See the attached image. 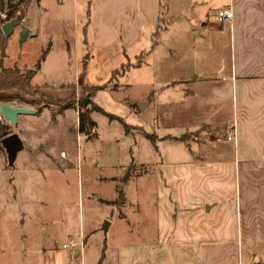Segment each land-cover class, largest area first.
Here are the masks:
<instances>
[{
    "label": "crops",
    "instance_id": "crops-1",
    "mask_svg": "<svg viewBox=\"0 0 264 264\" xmlns=\"http://www.w3.org/2000/svg\"><path fill=\"white\" fill-rule=\"evenodd\" d=\"M40 1L29 0L24 22L18 23L17 30L7 37L3 66L22 72L33 69L40 60L37 56L27 69L31 42L47 30L45 23L41 24L45 13L39 9ZM79 1L82 42L87 44L85 40L90 36L95 51L110 45L121 47V55L127 59L118 69L109 67L115 82L113 89L117 78L129 73V68L141 67L160 72L153 78H162L158 80L161 92L186 87L177 114H173L181 132L162 136V141L171 139L182 146L160 157V168L154 171L151 217H145L141 208L144 196L140 194L139 202L129 204L124 188L131 176L122 180L128 166L132 169L145 165L138 166L131 160L121 175L98 174L107 166L93 161L86 164L77 144L73 149L72 135L76 136L78 123L74 108L57 112L49 103L40 104L32 115H17L12 126L5 120L10 132L19 135L22 149L9 166L2 163L5 151L0 146V194L19 213L22 238H31L28 246L38 256V264H97L101 254L99 264H264V0ZM228 7L232 19L220 27L211 14ZM21 28L31 31L20 47L26 43L28 46L24 52L11 55L10 45L16 44ZM164 38L172 39V44L166 54L161 53L162 58L153 53L155 58L150 43ZM63 42L67 72H73V78L55 86L49 85L47 79L31 81L39 94L55 101L68 99L76 89L93 86L85 82L84 73L76 71L78 46L71 49L70 43L65 39ZM47 52L33 77L43 70ZM107 56L108 64L121 60L117 52ZM125 66V71L120 70ZM151 96L152 92L144 100L151 101ZM92 97L90 101L97 107ZM144 106L138 105L140 109ZM98 109L88 113L95 130L92 113L108 114ZM44 110L54 121L39 124ZM119 120L122 128L127 126L123 119ZM230 126L235 131L232 142L221 138ZM127 129H123L124 134L134 131L129 126ZM55 134H60L63 141L57 152L51 144ZM97 135L96 130L92 137L79 139V143L92 141ZM60 151L65 152L63 157ZM70 170H75L78 180L96 171L84 187L91 210L106 206L111 208L112 216L114 206L131 207L132 218L126 210L113 213L120 222V228L114 230L120 240L114 238L102 247L97 244V227L82 221L80 192L74 199L66 191ZM118 182L122 183L119 188ZM56 187L58 197L53 198ZM47 189L52 191L50 199L42 194ZM111 219L105 218L107 229ZM70 238L83 241L77 253L61 248ZM91 238L97 245H92L91 260L87 262Z\"/></svg>",
    "mask_w": 264,
    "mask_h": 264
},
{
    "label": "rangeland",
    "instance_id": "rangeland-1",
    "mask_svg": "<svg viewBox=\"0 0 264 264\" xmlns=\"http://www.w3.org/2000/svg\"><path fill=\"white\" fill-rule=\"evenodd\" d=\"M12 1V3H14L16 0ZM1 2L3 3V0H1ZM39 9H43L41 13L43 11L45 13V17L41 20V24L45 23L47 30L41 33V38L35 39L31 42L33 46L30 49L31 54L28 57H24V59H26V57L29 59L28 62H26L28 65L27 69L32 67L37 59L36 57L42 55L44 51H48V56L43 70L40 74L31 79L32 83L42 82L43 79H47L48 84L52 86L60 83V81L63 82V80L69 82L70 79L73 78V72L71 71V74L67 72V57L65 54L63 39L70 43L71 49H73V45L78 46L76 52L78 60L76 65L78 68H76V71L80 74H85L86 83L101 88L97 90L92 97V101L95 105L104 113L115 116L111 118L108 115L106 116L95 112L92 113L96 121L97 137L93 138L92 141L87 139L83 144L82 142L79 143V141L78 143L77 141L75 142V135H72L73 149H75L74 145L77 144V148L83 153L84 160L87 161L86 164L97 162V165L99 166H107V168H102V170L97 172L98 174L109 175L116 174L117 172L121 175L124 167L127 166L131 160H133L138 166L145 165L129 170V173L132 175L130 181L125 184L124 193L127 195L128 199L131 200L129 204H135L136 200L139 202V195L142 194L144 196L145 204H141V208L145 210V217H151L150 202H152L153 194L155 193L154 178L156 173H154V171L160 168V157H164L166 151L172 153L177 151L179 149L178 147L182 146L180 142L175 140L168 139L162 141V136L165 135V133L177 135L181 132L177 124L179 120L173 114H177L176 108L179 101L182 99L181 97L184 95L183 90L186 89V87L181 86L161 92L158 80H162V78H153L154 74L159 75L160 72L141 67L135 70L129 68V73L117 78V87L113 89V84L115 82L111 79L109 67L110 65H113L114 68L116 67L118 69L122 63L125 64L127 62V59L122 57L121 47L110 45L104 50L97 49L95 51L92 47L90 36L85 40L87 44L82 42L84 37L80 27V20L82 18L80 1L41 0ZM59 26L61 28L58 29ZM16 28L17 27H15L14 30H17ZM46 39L49 40L46 41ZM156 41L157 43H155ZM172 41V39L166 38L159 42L156 39L155 41H151L150 47H154L152 54L154 53L159 58H162L161 53L166 54V48L171 46ZM15 43L16 44L11 43L10 45L9 52L11 55H15V53L17 54V52L20 51L24 52L28 46L26 43L21 48V44H18V38ZM115 52L119 54L121 60H111L112 64H108L106 62L108 57L107 54ZM126 55H128L129 58L132 57L130 52H127ZM156 55H154L155 58L157 57ZM12 58L9 60L10 64L13 63ZM133 60L134 59L130 61L132 62ZM19 64H21L20 61ZM121 70L123 69L121 68ZM25 71V69L22 70V72ZM151 75L152 82L150 81ZM187 85L188 88H192L189 83ZM47 89L54 90L50 88ZM54 91H59V89L57 88ZM79 92L80 90L78 91V89H76L73 94V99H69L68 102L64 103L66 104L65 106H67L68 103L76 101L80 96ZM151 92L152 100H144ZM55 97L59 96L55 95ZM7 104L14 107L17 105V107L34 109L35 111L38 109V106H40L34 105L31 107L19 101L13 102V104ZM64 104H62V106H64ZM139 104L145 105L144 108L140 109V107H138ZM52 105H54V107H52V110L54 111L56 110L58 112L63 109L59 108L61 106L55 107V104ZM69 107L73 108V105ZM88 109H90V107ZM40 117L39 124L45 121L47 123L48 120L54 121L53 117L51 115L49 116L45 110ZM119 119H123L125 124L134 131L132 133L124 134L122 123ZM137 130H139L138 133L135 132ZM51 134H53V132ZM147 135L154 137L153 141H151ZM53 138L51 144L57 152L63 141L59 139L60 134L58 137L55 134ZM0 151L2 150L0 149ZM3 155L2 163L4 164L6 163V159L4 153ZM82 164L85 165L84 163ZM95 172L96 171H91L90 174L94 177ZM90 174H83V177H80L78 180L75 176V170H70L68 184L66 185L68 189H66V191L68 192V196L74 199H77L78 192H80L78 200L79 202L81 200L83 202L81 214L82 221H84L86 225L93 223L97 227L98 233L96 234V242L102 247L103 244H107L110 241L112 242V239L114 238L117 240H120L121 238V236L119 237L117 232L114 231L115 229L120 228V222H116L117 220L113 213L118 214V210H126L131 218L133 214L130 212L132 210L131 207L126 205H122V207L120 206L119 209L114 206L112 216L110 213L111 208L106 206H103V209L95 208L91 210L87 205L88 194L84 188L86 182L91 178ZM120 185H122V183L118 182L117 188H119ZM59 188L65 191L64 188L60 186ZM56 190L54 189L53 198L58 197L59 190L57 187ZM42 194L44 197L47 196V198L50 199L52 191L47 189ZM110 207H112V205ZM101 215H105V218L107 219L112 218L111 220L113 221L108 229L107 227L105 230L102 229V224L108 220L100 218ZM20 220L21 217L19 213H17L14 208H11L6 201H4V197L0 194V264H38V256H35L34 252H32L33 248L28 246L29 243L32 242L31 238L28 237V240L22 238L24 232L22 231V227H20ZM93 239L95 238H91V240L88 241L87 262L91 260L92 245L96 244Z\"/></svg>",
    "mask_w": 264,
    "mask_h": 264
},
{
    "label": "trees",
    "instance_id": "trees-1",
    "mask_svg": "<svg viewBox=\"0 0 264 264\" xmlns=\"http://www.w3.org/2000/svg\"><path fill=\"white\" fill-rule=\"evenodd\" d=\"M12 0L7 1L8 8L10 10L6 13L8 19H13L14 17H17L18 21L23 18L25 15L26 8L28 7L29 0H16L14 3H12ZM2 6V2L0 0V7ZM1 26V24H0ZM7 37H5L2 34V31L0 30V104L1 103H12L19 101L23 102L29 106L34 105H40V104H46V103H52L56 106H61L59 108H70L69 106H72L71 103H68L67 106H65L66 102L69 101V99H73V94L66 100L61 101H55L48 95H42L39 94L36 91L35 86L31 84V79L34 76V71L38 67V62L43 59L45 55V51L40 55V60L34 65L33 69L26 70L25 72L19 71L16 67H5L3 66V58L5 57V50L7 48ZM139 63V62H137ZM125 71L127 68L121 67ZM121 70V69H120ZM115 74V72H114ZM101 89L97 86H91V87H82L80 88V96L77 98L78 102V123H77V130L80 132H87L88 128L93 125V121L89 119V111L92 110V108L99 110L97 107H94L92 102L90 101V98L94 95V93ZM28 98V99H26ZM64 104V106H62ZM90 106V109L87 108V106ZM62 109V110H63ZM108 115V114H107ZM109 117H112V115H108ZM123 129L127 131V126L124 125ZM10 132L9 126L5 122L3 118H0V138H2L4 135L8 134ZM147 137L153 141L152 136L147 135ZM183 136H180L179 139H183ZM129 169H131L129 166L126 168V171L124 172V176L122 177V180L127 179L131 174L129 173ZM118 200L121 202L123 200V196L120 193L118 196ZM102 254L99 257L97 264L100 263Z\"/></svg>",
    "mask_w": 264,
    "mask_h": 264
},
{
    "label": "water",
    "instance_id": "water-1",
    "mask_svg": "<svg viewBox=\"0 0 264 264\" xmlns=\"http://www.w3.org/2000/svg\"><path fill=\"white\" fill-rule=\"evenodd\" d=\"M18 19L14 17L13 19L8 20L0 26V30L5 37H8L13 32L14 28L18 26ZM31 33L30 30L21 28L20 35L18 37V44H21L27 36ZM35 113L34 109L25 108V107H13L7 103L0 104V118L8 121L10 125H14L17 122V115H32ZM0 146L4 149L6 155V163L9 166L13 165V160L19 150L22 149V141L19 135L15 132H9L0 138ZM108 222L105 221L102 224V229L105 230ZM77 253V249H74Z\"/></svg>",
    "mask_w": 264,
    "mask_h": 264
},
{
    "label": "built area",
    "instance_id": "built-area-1",
    "mask_svg": "<svg viewBox=\"0 0 264 264\" xmlns=\"http://www.w3.org/2000/svg\"><path fill=\"white\" fill-rule=\"evenodd\" d=\"M9 10H10V8H8L7 0H3L2 6L0 7V24L1 25L3 23L7 22L8 20H10V19H8L7 14H6ZM211 18L216 24H218V26L223 27V26L227 25L231 21V19H232V11L229 9V7L225 8V9H218V10L214 11L211 14ZM23 22H24L23 18L19 20V23H23ZM71 104L73 105L75 115L77 116V113H78V102H77V99H76V101H74ZM48 106L51 107V108L53 107L52 104H48ZM39 107L40 106H38V108ZM89 107L90 106L88 105L87 108H89ZM77 118H78V116H77ZM76 131H77V133H76L75 139H76L77 143H78L79 139H81V138H90L96 132V130H95L93 125L88 128L87 132H80L78 130H76ZM234 135H235L234 128H233V126H230V127H228L227 129L224 130L223 136L221 138L225 139L226 141H231L232 142V140L234 139ZM216 139H219V138L217 137ZM64 154H65L64 151H60L59 152V156H61V157H63ZM82 244H83L82 239L74 240V239L70 238V239L66 240V242L61 244V248L62 249L69 248L71 250L72 249H81Z\"/></svg>",
    "mask_w": 264,
    "mask_h": 264
}]
</instances>
